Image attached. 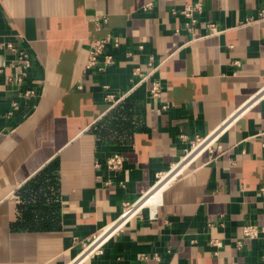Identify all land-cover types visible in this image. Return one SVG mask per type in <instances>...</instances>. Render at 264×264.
I'll return each instance as SVG.
<instances>
[{"label": "crops", "instance_id": "obj_1", "mask_svg": "<svg viewBox=\"0 0 264 264\" xmlns=\"http://www.w3.org/2000/svg\"><path fill=\"white\" fill-rule=\"evenodd\" d=\"M197 1L0 0V264H264V0Z\"/></svg>", "mask_w": 264, "mask_h": 264}, {"label": "built area", "instance_id": "obj_2", "mask_svg": "<svg viewBox=\"0 0 264 264\" xmlns=\"http://www.w3.org/2000/svg\"><path fill=\"white\" fill-rule=\"evenodd\" d=\"M202 12H203V4L199 0L197 2L186 5L180 11V14L183 15L188 20L186 26L187 28L192 30L197 22L196 16L201 14ZM207 28L210 34H218L220 32L215 24H208ZM111 44L114 45L115 47H118L120 45V38H118L117 36H107L106 38L103 39L94 40L91 43L86 70H92L98 67H100L99 70H103L105 67L113 64L114 62L113 57L110 55H105L106 48ZM1 48L2 46L0 45V49ZM5 48H7L13 54V59L10 61L9 65L14 70V73L8 78L9 85L12 86L15 92L18 93V97L20 99H30L35 97L36 91L28 87V77L32 66L31 57L25 50L15 46L11 42L7 43ZM101 58H103L102 66L99 65ZM150 93L155 97L159 96L160 84L158 82H154L152 84ZM18 108H19V103L14 102L12 105V109L17 110ZM201 143L202 142L198 140L197 146ZM123 165H124V159L122 156L118 154L111 156L107 161L108 168L113 171L121 170ZM142 200H140L137 204H134L132 206L126 205L124 208V212L121 216L122 219L126 220L127 218H130L131 216L136 214L140 210V207L138 206ZM129 214L130 216H128ZM115 227L116 225H113L103 230V232L99 236H97V238L94 239V241L89 245L87 249H90L94 243H96L100 238H102L105 234H107L110 229H113ZM119 227L120 225L116 227V229L110 234V236L113 233H115ZM260 232H261V228L257 225H247L243 228V235L245 238L248 239L257 238ZM212 244L217 247L222 246L221 242H219L218 240L212 241ZM96 250L97 247L92 249L90 253ZM263 259H264V255H263Z\"/></svg>", "mask_w": 264, "mask_h": 264}, {"label": "bare ground", "instance_id": "obj_3", "mask_svg": "<svg viewBox=\"0 0 264 264\" xmlns=\"http://www.w3.org/2000/svg\"><path fill=\"white\" fill-rule=\"evenodd\" d=\"M148 198H149L148 195H147L145 198H143V200L141 201V203H140L139 206H138V207H140V209H141V208H145L146 205H144V204L150 202V200H148ZM153 200H154V202H153L150 206H155L156 203H158L157 196H156V197L154 196V197H153ZM128 216H130V214H129ZM115 229H116V228H115ZM115 229H114V230H115ZM111 230H112V229H110L109 231H111ZM114 230H113V231H114ZM113 231H112V232H113ZM105 235H106V234H105ZM105 235H104V236H105ZM107 237H108V236H107ZM107 237H106V238H107ZM100 239H101V238H100ZM104 240H105V239H104ZM104 240H103V241H104ZM103 241H102V242H103ZM94 244H95V243H94ZM94 244H93V245H94ZM93 245H92V247H93ZM92 247H91V248H92Z\"/></svg>", "mask_w": 264, "mask_h": 264}, {"label": "rangeland", "instance_id": "obj_4", "mask_svg": "<svg viewBox=\"0 0 264 264\" xmlns=\"http://www.w3.org/2000/svg\"><path fill=\"white\" fill-rule=\"evenodd\" d=\"M161 185V184H160ZM159 186V185H158ZM156 190V189H155ZM155 190L153 189V191L148 195V200H150V202H148V203H145L144 205H146V207L147 206H150L153 202H154V200H153V197H154V193H155ZM156 197V196H155Z\"/></svg>", "mask_w": 264, "mask_h": 264}]
</instances>
